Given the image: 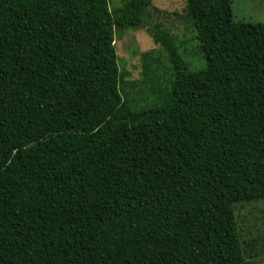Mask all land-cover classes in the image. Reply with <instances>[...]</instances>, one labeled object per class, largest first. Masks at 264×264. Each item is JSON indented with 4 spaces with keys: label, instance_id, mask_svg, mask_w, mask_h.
I'll return each mask as SVG.
<instances>
[{
    "label": "trees",
    "instance_id": "trees-1",
    "mask_svg": "<svg viewBox=\"0 0 264 264\" xmlns=\"http://www.w3.org/2000/svg\"><path fill=\"white\" fill-rule=\"evenodd\" d=\"M153 0H0V264H246L234 215L264 199V24L186 0L205 67L122 99L115 35Z\"/></svg>",
    "mask_w": 264,
    "mask_h": 264
},
{
    "label": "rangeland",
    "instance_id": "rangeland-1",
    "mask_svg": "<svg viewBox=\"0 0 264 264\" xmlns=\"http://www.w3.org/2000/svg\"><path fill=\"white\" fill-rule=\"evenodd\" d=\"M108 8L123 0H107ZM186 0H153L143 27L116 34L113 47L120 73L119 90L133 109L164 102L173 69L166 52L155 44L151 32L157 26L178 48L190 72L205 67L203 54L194 39L195 31L185 13ZM231 13L237 22L264 24V0H232ZM234 215L246 264H264V199L239 202Z\"/></svg>",
    "mask_w": 264,
    "mask_h": 264
}]
</instances>
